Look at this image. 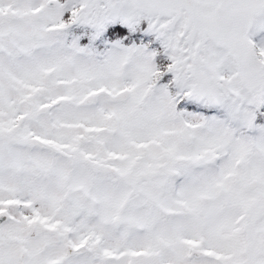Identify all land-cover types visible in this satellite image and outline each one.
<instances>
[{
	"label": "snow or ice",
	"instance_id": "obj_1",
	"mask_svg": "<svg viewBox=\"0 0 264 264\" xmlns=\"http://www.w3.org/2000/svg\"><path fill=\"white\" fill-rule=\"evenodd\" d=\"M0 264H264V0H0Z\"/></svg>",
	"mask_w": 264,
	"mask_h": 264
}]
</instances>
